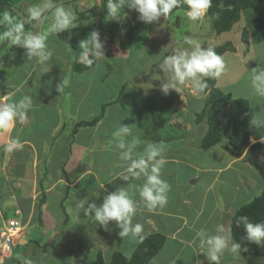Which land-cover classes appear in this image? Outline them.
<instances>
[{
	"label": "crops",
	"instance_id": "crops-1",
	"mask_svg": "<svg viewBox=\"0 0 264 264\" xmlns=\"http://www.w3.org/2000/svg\"><path fill=\"white\" fill-rule=\"evenodd\" d=\"M51 44L68 45L55 34L49 37L48 41V46L53 51L51 60L47 62L28 61L23 78L18 77L16 68L14 77L7 76L10 78L2 80V75H0V96L13 91L15 93L14 98L20 99L26 95L25 91L29 86L26 84L28 77L33 76L38 71L39 66H48L50 69L48 72L51 74V85L47 92H44V89L50 83L40 84L39 79L34 76L32 91L29 95L33 99V105L29 111L27 122L23 123L25 126L16 124L12 129L0 131V229L8 220L14 218L21 219L23 224L26 225L24 238L20 240L24 241V244L18 246L15 256L0 261V264H20L18 260L20 256L31 257L33 264H82L81 262L78 263L81 256L76 254L82 253L81 239L83 237V246L85 247L87 243L90 245H88V250L92 252L91 257L93 258V251L100 250L96 248L97 241L100 245L107 237L106 232L111 233L112 231L102 230L98 232L99 225L96 227L97 230H87L85 224H80L74 220V233L64 232L66 227L64 220L68 213L61 208L63 198H59V193H65L66 186L69 184L65 180L67 176L64 174L63 169L68 172L72 180L71 193L80 190L79 193L84 194L85 190L80 189L79 183L85 184L95 195L99 191H104V188L101 187L103 184L107 185L106 190L113 189V192L120 187H127L128 184H132L133 187L129 188L130 195L139 202L140 198L136 186L143 183V178L129 182L119 179V173L125 165L119 160L114 145L110 143L113 140V133L117 130L119 124L132 126V136L128 137L127 140L131 142L133 138L136 139L137 151L143 150L145 142H161L147 138V125H151L152 122L145 123L146 121L141 116L142 109H140L139 99L142 97L136 96L138 92L132 83L131 77L117 81L118 76L113 85H103V80L106 82L113 80V77H109V75L123 73V70L118 68L120 64L115 61L119 55L116 57L114 54L106 53L110 56H106V61L102 62L97 59L98 62L94 67L84 73L75 74L72 72L71 60L68 73L65 72L64 78L61 77L62 80L58 81L57 69L53 63H60L61 66L58 67L63 69L62 64L65 58L62 56V51L66 49H58L59 54L57 55V51L50 47ZM122 52L125 54L124 51ZM24 59L26 61L27 57L25 56ZM109 61L113 63L111 73H109L107 65L104 64ZM22 64L23 62L20 63L21 66ZM101 64L103 68L100 71L99 66ZM20 65L18 68H20ZM97 70L99 71L98 84L92 86ZM47 74L45 73L43 76L45 77ZM87 79H90V82H87ZM62 81H67V83L61 91H58L57 87ZM81 85L83 86L81 87ZM124 85L126 89L120 97ZM41 90V93H36ZM34 99H39L35 107ZM65 102L63 114L61 115L58 109ZM108 103L110 105L107 107L104 119L94 127L82 128L76 136H73L72 131L77 122L91 120L93 114H96V116L99 113L101 114L103 105ZM199 110H194V115L190 117L192 128L197 124V115L202 113V110ZM64 114L67 115V121ZM68 115H70L71 120H68ZM35 118L37 122L34 125ZM63 123L65 130L59 134L63 128ZM205 123L209 128L208 122ZM28 125L39 128L37 134L40 136L37 135L35 138L30 135ZM205 125L201 130L194 131L197 134L193 133L191 136L181 135V139L177 137L172 141H162L168 146L166 152L167 163L161 173L162 179L167 181L170 186L167 193L168 202L163 208L158 207L153 211H148L143 203H138L137 212L133 217V223H141L144 226L143 235L160 233L166 237L162 249L149 264H199V262L209 264L206 257L199 253L200 250L192 243L196 232L200 229L213 232L215 226L219 223L231 228L232 217L240 206L239 196L246 192H254V190L257 192L258 187L262 190L264 188L262 178V181L259 179L253 183L244 184V180L254 176L250 173V176L246 177L243 172L252 171L254 167L242 157L234 158L235 160L232 161L235 164L233 172L227 169L228 167L226 168L225 159L228 158L227 154L215 155L220 143L206 150L201 148L207 134V132L205 133ZM23 128H25V132ZM251 134L252 142L261 141V136H264L263 134ZM12 137L18 138L23 145L21 149L16 151L25 153L24 149H27L29 154L4 151L5 145ZM194 137L198 139L194 148L196 155L199 157L181 151V147ZM200 157L204 159L210 157L211 161L202 162ZM94 160L102 161L100 163ZM111 163L116 164V166L111 168ZM98 169H104V171L101 172ZM107 175H109L110 180H106L108 179ZM57 192L58 194L55 197ZM43 194H45L46 199L41 208V223L38 204L42 200ZM94 198L97 199L95 203H102L103 196ZM54 205L59 206L57 211L53 208ZM76 205H73L74 210L77 209ZM62 211L65 214H62ZM18 212L19 215H17ZM70 213L73 218L80 215L84 219L94 221L91 216H85L83 210ZM9 214L11 216H8ZM77 226H79V229L75 232ZM111 228L114 231L112 235H117L119 230ZM94 237H96V245L93 248L91 243L94 244L92 240ZM121 240L123 243L126 241L125 238ZM67 244H71L76 252L70 253L69 251V257H63L66 258L63 259L61 250ZM137 244L134 246L133 252ZM62 252L64 251L62 250ZM167 252L171 255L167 260L168 262L159 259L162 257L161 255ZM76 256L78 258H75ZM263 260L264 257L259 264H264ZM234 261L236 260L231 255L225 253L221 259V264H243V262L233 263ZM244 261L245 264L251 262L248 259ZM109 262L110 260H106L104 264H109ZM89 264L100 263L94 260Z\"/></svg>",
	"mask_w": 264,
	"mask_h": 264
},
{
	"label": "rangeland",
	"instance_id": "rangeland-1",
	"mask_svg": "<svg viewBox=\"0 0 264 264\" xmlns=\"http://www.w3.org/2000/svg\"><path fill=\"white\" fill-rule=\"evenodd\" d=\"M12 1H13L12 2L13 6L11 10L8 12L18 18H25L26 9L29 6L42 2V0H12ZM56 2L62 4L65 8L72 10L76 15L77 18L75 21L76 27L74 29H79L81 27H86V28L94 27V31H98L100 33L101 40L105 44L104 54L110 53V54H114L116 57L119 55L118 59L115 61L120 64L118 68L122 69L123 73L118 75H113V74L109 75V77H113V80L109 82L103 80V85H107V84L113 85V83L115 82L116 78H118V76L119 78L117 79V81L121 79H127L129 77H131L132 81H135L132 83L135 86L136 91L139 93V94L136 93V96L142 97L139 99L140 100L139 102L141 104L140 109H142L141 116L144 119V121H146L145 123L148 124L149 122H152L151 125L146 124L148 129L147 138L154 139L156 141H167V142L169 140L171 141L173 139L175 140L177 139V137L181 139L180 137L181 135L191 136V134L193 133L197 134L194 131L198 129L201 130L206 124L205 123L207 121L206 117L200 118L197 115V121L198 119H201L202 121L197 122V124H195L192 128L190 117L194 115L193 114L194 110L196 109L203 110L206 104L207 94H204L202 91L199 93H194L191 87L187 85L183 87L180 93H177L174 90H169V93L167 95H164L160 90L161 82L167 79V75L164 72H162V70L160 69V64L163 62L165 56L172 54L173 49H175L177 45L181 42V38L184 35H188L193 37L194 39H197L203 47H212L214 49L226 43H231V45L235 48V51H228L222 55L225 62V69L219 77L215 78L216 79L215 87L221 89L226 94H231L233 100H238V99L247 100L249 102L250 119L253 112H260L261 114H264V98L257 97L256 95H254L248 80L249 71H251L253 68L256 67H264V41L258 44H253L251 39H249L250 40L249 42H245L243 40L244 30L247 29L248 37H250V32H251L249 27V18L247 14L244 13L240 16L238 22L234 25L233 29L230 32L218 35L213 29V25H212L213 22L211 19H209L208 12L200 20L191 21L185 15V11L188 10H178L172 17H168V18L161 17L158 22L153 24H147L142 21V26L140 27V30L138 32H135L134 35L130 36L131 35L130 30L134 26L133 16L135 10L130 9V12L127 13L126 9L129 8H127L126 5L120 9V19L116 20V19H112L110 16L103 17L101 15L102 0H56ZM49 23H50V18L48 20H43L38 24L26 23L25 31L26 32L44 31V29L48 27ZM2 30L3 29L0 28V31ZM50 47L54 51H57V55L59 54L58 49H66L65 51H62V56L63 58H65V61L62 64L63 69H59L58 66H61L60 63L57 62L53 63L52 60V63L55 64V67L57 69L58 81L62 80L61 77L64 78L65 72L68 73L70 66L69 62L73 60L74 55L78 59L79 63L87 64L86 61H82L79 59V54L81 52L79 45H77V47H75V50L72 52H71L72 49L71 50L69 49V45L60 46V45L51 44ZM261 49H263V51H261ZM120 50L124 51L125 54ZM24 52L25 50L23 48L12 46L7 41L0 43V75H2L1 77L2 80H5L6 78L14 77L15 68L17 70L18 77L23 78L25 76L28 60L25 61ZM22 56L23 58H21ZM106 56L110 57L106 54L105 57L99 58L98 61L99 60L102 62L106 61L107 58ZM98 61L96 60V62ZM21 62H23L22 66L20 65ZM138 62H139V66H138ZM102 64L99 66L100 71L101 68H103ZM104 64L107 65L109 73H111L112 70L110 68H112L111 66L113 64L112 61H109L108 63L105 62ZM19 65L20 68H18ZM72 65H73V61L71 62V66ZM48 71H50L48 66H39L38 71L35 72V74L30 78L28 77L26 84L29 86L26 88L25 91L26 95H30L31 93L30 91H32V80L34 79V76L35 78L39 79L40 84L50 83L49 85L45 86L46 88L44 89V92L48 91V88L51 85V80H50L51 74H49ZM45 73L48 74L44 77L43 74ZM98 76H99V71L97 70L92 82V86H97ZM87 82H90V79H87ZM18 84L21 85V83ZM83 85L86 86L87 84H83ZM83 85H81V87ZM41 92L42 90L37 91L36 93H41ZM46 97H48V95H46ZM65 98L66 95L64 96V100ZM38 102L39 99H34V103H35L34 107L37 105ZM65 104L66 102L63 105H60L58 109L61 112V115L63 114V109ZM67 114H68V110H67ZM229 114H230V108L225 111L224 116L226 117V122L230 120V118L228 117ZM99 115L100 113L97 116L96 114H93V116L90 119L92 120L98 117ZM64 116L66 117V121H67V115L64 114ZM68 118H69L68 120H71L70 115H68ZM91 120H87V121H91ZM36 122L37 121L35 118L34 125ZM158 125L160 126L158 127ZM21 126H25V125L21 124ZM28 126L30 129V135H33V137L35 138L37 135L40 136L39 134H37L39 128L33 125H28ZM207 128L208 127L206 126L205 133L208 132ZM248 128L250 132L253 134L264 135V130H256L254 128H251L250 125ZM23 131L25 132V128H23ZM197 142L198 139L194 137L190 142H188L187 144L181 147V151H185L197 156L194 148V145ZM251 143L252 144L256 143V141L252 142L251 140ZM229 145H230V140L228 136H225L223 141L219 144L215 155L217 156V155L227 154L228 158L225 159V162L227 163L226 168L228 167L227 169L233 172L235 169V164H233L232 161H234L235 160L234 158L236 157H234L227 150V147ZM24 150L25 153L23 151H16V153L29 154V151L27 149ZM242 158L245 159V155L242 156ZM200 160H202V162H209L211 161V158L205 157L204 159L203 157H200ZM94 161H98L101 163L102 160H94ZM115 166L116 164L111 163V168H114ZM253 169L254 170L252 171L249 170V172H245V171L243 172L245 174L244 176L246 177H249L250 173H252L254 176V177H250L247 180H244V184L253 183L254 181L259 179L262 181L259 172H257L255 168ZM19 170L21 172V168ZM98 170H100L101 172L104 171V169H98ZM107 176L108 179L106 180H110L109 175ZM79 186H81L80 189L85 190L84 194L83 195L80 194L79 193L80 190L73 191L71 193V189H70V194L67 196V200L63 204V207L66 209V211L61 206L63 211L68 213L64 220L66 224L65 225L66 227L64 229L65 233H69V234L74 233V227H75L74 220H76L80 224H85V228L87 230L90 229L97 230L96 227L98 226V224L95 221H90V219H84V217H81L80 215H77V217L73 218L72 217L73 215L70 212L75 213L81 211L78 208L74 210L73 205L78 204L82 200L87 199L89 203H92L97 201V199L94 197L104 196L110 192H113V189L106 190L107 185L104 184L101 185V187L104 188L103 190L105 192L99 191L96 195L93 194L92 191H90L85 186V184L79 183ZM257 192L256 190H254V192H246L245 194L239 196L238 202L240 206L250 203L253 199L259 196L263 192V190L260 187H258ZM67 193L68 191L66 188L65 193L62 192L59 193V198L64 199ZM57 194L58 192L56 193L55 197L57 196ZM55 197L52 198L54 199ZM53 208H55V210L57 211L59 206L54 205ZM63 211L62 214H65ZM8 216L11 215L9 214ZM111 227H113L116 230H119L118 228L115 227V222H111L109 224L110 229H112ZM78 229L79 226H77V230L75 232H77ZM98 229H99L98 232L105 230L101 226H98ZM111 231H112L111 233L106 232L107 237L104 239L103 243H100V245H98V241L96 245V237H94L92 239L94 241V244L91 243V247L94 248L96 245V248L100 249L99 251L105 250L104 257L106 260L111 258L112 254L115 251H120L125 255L127 254L130 257L131 254L133 253L132 250L134 249V246H136V244L138 243V239L125 238L126 241L123 243L121 238L118 236V233L117 235L116 234L112 235L114 231L113 230ZM114 236H116L117 238H115ZM83 240L84 237L81 239L82 253L76 254L81 256L78 259V263L81 262L82 264H89L94 260L98 262L96 253L99 251H95V250L93 251L94 254L93 256L94 259H93L91 257L92 252H89L88 250L89 244L87 243L84 247ZM256 245L257 244L251 242L249 244V249H254ZM62 250L64 252H62ZM62 250H61L62 258L63 257L68 258L69 251L70 253L76 252V250L72 248L71 244H67L66 247H63ZM169 254L170 253L167 252L166 254L161 255L162 257H160L159 259L168 262L167 260L171 256ZM241 255L244 256L243 257L244 260L246 259L250 260L251 261L250 264H259V262L263 258V257L246 256V254L245 255L241 254ZM75 258L78 257L76 256ZM233 263H237V261H234Z\"/></svg>",
	"mask_w": 264,
	"mask_h": 264
},
{
	"label": "clouds",
	"instance_id": "clouds-1",
	"mask_svg": "<svg viewBox=\"0 0 264 264\" xmlns=\"http://www.w3.org/2000/svg\"><path fill=\"white\" fill-rule=\"evenodd\" d=\"M181 4L188 7V11H185L187 18L198 21L212 7V0H107L106 7L112 19L119 20L120 9L126 5L139 14L141 21L153 24L161 17L167 18ZM49 18L50 23L46 30L25 31L26 23L38 24ZM76 19L72 10L65 8L56 0H42L41 3L29 6L25 18H18L4 11L0 13V28L3 29L0 31V43L7 41L12 46L23 48L29 62L33 60L47 62L53 57V51L48 46L49 37L75 28ZM79 48L81 49L79 59L86 61L88 66L105 57V44L98 31H92L86 39L81 40ZM69 49L71 50L70 45ZM160 69L167 75V79L160 84V90L164 95H167L169 90L180 93L186 85L190 86L194 93H199L207 88L206 77L217 78L222 74L225 62L214 48L203 47L197 39L184 35L172 54L164 57ZM248 80L254 95L264 98V67H256L249 71ZM66 83L67 81H62L57 90L61 91ZM14 97L13 91L0 96V131L12 129L14 125L23 124L29 118V111L33 105L32 97L29 95H24L20 99ZM249 125L256 130H264V114L253 112ZM130 136L132 126L119 124L110 143L114 145L119 160L125 165L119 173V179L129 182L143 178V183L136 186L139 202L130 195L129 188L133 185L128 184L127 187H120L104 195L100 204L89 203L85 199L76 207L83 210L85 216H91L106 231H111L109 224L115 222L121 239L138 237L143 240L144 226L141 223H133V217L137 212L138 203H143L148 211H153L158 207L163 208L168 202L167 193L170 186L161 176L162 169L167 163L168 146L162 141H148L145 142L142 151H137L136 139L133 138L131 142L127 140ZM261 142H264V136H261ZM22 147L20 140L12 137L5 145L4 151L11 153ZM235 225L243 226L246 233L244 239L247 241L257 245L264 243V221L254 223L248 216L241 215L236 219ZM20 242L18 245H21ZM192 243L200 250L199 253L206 257L209 264H221L225 253L231 255L237 262L245 264L241 252H246L247 249H242L241 245L233 240L231 229L222 223L217 224L213 232L200 229ZM18 260L20 264H33V259L28 256H20Z\"/></svg>",
	"mask_w": 264,
	"mask_h": 264
},
{
	"label": "trees",
	"instance_id": "trees-1",
	"mask_svg": "<svg viewBox=\"0 0 264 264\" xmlns=\"http://www.w3.org/2000/svg\"><path fill=\"white\" fill-rule=\"evenodd\" d=\"M12 2V0H0V13L10 11L13 6ZM106 5L107 0H102L101 15L103 17L109 16ZM178 10H188V7L187 5L181 4V6L174 9L168 17H172ZM126 12L129 13L130 9H126ZM244 13L248 15L251 32L250 37H248V31L245 29L243 33V40L245 42H249V39H251L255 44L263 42L264 0H212V7L208 10L209 17H212L211 20L213 22V29L218 35L230 32L234 25L238 22L240 16ZM217 16L218 18H215ZM133 23L134 26L130 30V36L134 35L135 32H138L142 26V21L139 19V14L136 11H134ZM92 31H94V27H81L79 29L71 28L66 32L58 33L57 36L62 41L70 45L72 49L71 51H74L80 41L86 39ZM214 50L218 55L222 56L228 51H235V48L231 45V43H226ZM72 61L73 74L84 73L96 65V61L91 66L79 63L75 55ZM205 79L207 80V88H205L202 92L207 94L206 104L202 113L199 114L198 117H206L209 128L201 144V148L204 150L209 149L221 143L225 136H228L230 145L227 147V150L236 158H241L245 155V161L252 165L257 172H259L260 177L264 181V142L258 141L253 144L251 143L250 139L252 134L248 128L250 120L249 102L242 99L233 100L231 94H226L221 89L215 87V78L206 77ZM125 89L124 85L121 89L120 97L125 92ZM109 105V103L104 104L102 107V113L91 121L81 120L77 122L72 131L73 136H76L82 128L96 126L102 119L105 118L106 110ZM229 108L230 114L228 117L230 120L226 122V117L224 115L225 111ZM200 121L202 120L198 119L197 122ZM63 126H65L64 123L62 127ZM63 130H65L64 127L61 129L59 134H61ZM63 171L67 176L65 180H67L69 185L66 186L68 193L62 200V207L64 202L67 200V196L70 194L72 181L68 172L65 169H63ZM45 199L46 196L43 194L42 200L38 204L39 220L41 223V208L45 203ZM64 210L66 211L65 208ZM241 215L248 216L249 220L254 223L264 221V188L263 192L259 196L253 199L250 203L240 206L235 211L231 220L230 228L233 240L239 243L242 249H247L246 252L242 251L241 254L253 257H264V243L256 245L254 249H249V244L251 242L244 239L246 233L244 232L243 226L236 227L235 221ZM165 241L166 237L163 234H145L143 240L138 238L137 247L130 257L120 251H115L111 258L107 259V261L110 260L109 264H149L158 255ZM18 246L19 245L16 246L13 256H15ZM97 258L100 264H104L106 261L104 252L102 251L98 252Z\"/></svg>",
	"mask_w": 264,
	"mask_h": 264
},
{
	"label": "built area",
	"instance_id": "built-area-1",
	"mask_svg": "<svg viewBox=\"0 0 264 264\" xmlns=\"http://www.w3.org/2000/svg\"><path fill=\"white\" fill-rule=\"evenodd\" d=\"M19 215V212L17 213ZM25 225L18 218L8 220L0 229V261L11 258L25 233Z\"/></svg>",
	"mask_w": 264,
	"mask_h": 264
},
{
	"label": "water",
	"instance_id": "water-1",
	"mask_svg": "<svg viewBox=\"0 0 264 264\" xmlns=\"http://www.w3.org/2000/svg\"><path fill=\"white\" fill-rule=\"evenodd\" d=\"M20 243H21V244H24V241H21Z\"/></svg>",
	"mask_w": 264,
	"mask_h": 264
}]
</instances>
